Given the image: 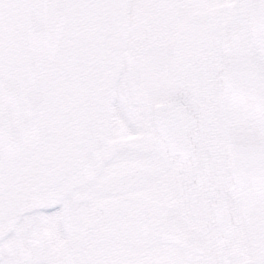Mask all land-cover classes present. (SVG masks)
<instances>
[{"label": "snow or ice", "instance_id": "1", "mask_svg": "<svg viewBox=\"0 0 264 264\" xmlns=\"http://www.w3.org/2000/svg\"><path fill=\"white\" fill-rule=\"evenodd\" d=\"M0 264H264V0H0Z\"/></svg>", "mask_w": 264, "mask_h": 264}, {"label": "flooded vegetation", "instance_id": "2", "mask_svg": "<svg viewBox=\"0 0 264 264\" xmlns=\"http://www.w3.org/2000/svg\"><path fill=\"white\" fill-rule=\"evenodd\" d=\"M146 87L150 88L151 85H146ZM139 102L142 103L141 106ZM164 102L168 103L164 99H149L147 102H141L132 91L125 92L118 98L119 106L125 113L128 122L139 126L140 131L136 139L140 143L141 150L146 153H151L153 147H162L166 140L156 129V116L154 113L155 105ZM108 138L112 143L124 144L130 142L123 129L114 130L109 125L105 141Z\"/></svg>", "mask_w": 264, "mask_h": 264}, {"label": "water", "instance_id": "3", "mask_svg": "<svg viewBox=\"0 0 264 264\" xmlns=\"http://www.w3.org/2000/svg\"><path fill=\"white\" fill-rule=\"evenodd\" d=\"M166 110H168V103L158 104L155 107L156 113L160 112L164 114V111ZM157 126L159 130L162 132L161 134L167 137L171 126L170 118L168 116L160 119L157 118ZM93 128L98 141L101 144H103L105 142L107 129H108L107 117L103 112H100L96 115Z\"/></svg>", "mask_w": 264, "mask_h": 264}, {"label": "rangeland", "instance_id": "4", "mask_svg": "<svg viewBox=\"0 0 264 264\" xmlns=\"http://www.w3.org/2000/svg\"><path fill=\"white\" fill-rule=\"evenodd\" d=\"M139 105L141 106V105H142V103H140V102H139ZM120 135H121V133H120ZM117 137H119V136H117Z\"/></svg>", "mask_w": 264, "mask_h": 264}]
</instances>
